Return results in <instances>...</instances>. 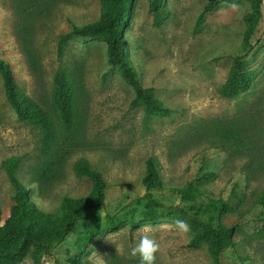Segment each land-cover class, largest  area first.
I'll return each instance as SVG.
<instances>
[{"label":"rangeland","instance_id":"1","mask_svg":"<svg viewBox=\"0 0 264 264\" xmlns=\"http://www.w3.org/2000/svg\"><path fill=\"white\" fill-rule=\"evenodd\" d=\"M204 4L205 0H165L167 16L157 27L150 0H135L125 28L128 53L142 85L170 108L169 116L160 117L131 105L134 91L109 64L107 46L100 40L74 37L59 58L60 36L74 24L99 19V0H0V57L10 64L21 92L48 111L57 126L56 139L45 151L39 132L19 120L7 101L0 76V203L7 205L14 193L2 168L13 157L21 158L19 178L37 185L34 193L47 210L54 211L65 196L90 192L91 180L76 171L81 160L112 184L105 205L92 211L106 230L101 237L80 247L87 222L79 221L50 256L39 259L30 254L22 264H72L75 257L85 264H139L129 250L144 234L161 244L157 264H214L206 244L187 247L193 235L190 218L209 219L200 212L199 202L184 201L171 191L147 192L140 179L150 158L161 166L163 184L170 188L216 174L208 194L226 200L233 211L215 218L227 226H240L234 237L236 250H227L221 262L242 264L245 258L244 264H264V232H257L254 224L264 218L257 206L264 170L258 168L244 188L249 158L258 152L261 159H254L252 166L264 162V0L253 47L247 50L242 40L250 2L220 0L196 31ZM236 56L247 61L255 81L248 92L225 99L220 91ZM60 70L74 77L75 121L70 129L60 125L52 106L54 78ZM241 117L253 126L230 127L250 134L252 153L225 144L220 135L227 126H214L216 121ZM44 162L56 164L57 178L39 185L32 174ZM235 183L241 185L234 192ZM150 196L164 205L154 223L143 222ZM177 219L186 221L191 230L181 233L174 224ZM113 220L119 227L110 230ZM133 224L139 225L132 229ZM142 226H147L146 233L138 231Z\"/></svg>","mask_w":264,"mask_h":264},{"label":"trees","instance_id":"2","mask_svg":"<svg viewBox=\"0 0 264 264\" xmlns=\"http://www.w3.org/2000/svg\"><path fill=\"white\" fill-rule=\"evenodd\" d=\"M99 1V19L81 25L74 24L69 32L60 36L59 58H62L68 41L74 37L100 40L107 46L109 64L118 68L125 83L134 91L135 98L131 105L140 107L148 116H169L170 108L155 97L153 89L142 85L138 72L129 57L125 28L131 18L135 0ZM219 1L205 0L203 11L195 26L196 31L202 27L206 15L217 9ZM247 1L251 4V11L244 17L245 31L242 40L244 50L253 47L252 40L263 17V0ZM164 5L165 0H150V9L157 27L167 16ZM0 76L7 101L18 119L34 127L41 136L45 151L49 150L57 133L53 117L35 99L21 92L10 64L2 57H0ZM254 81L255 78L249 71L247 61L242 56H236L233 58L228 77L221 88V96L225 99L238 98L252 88ZM75 97L74 77L68 71L60 70L54 78L52 106L58 122L64 129H70L74 124ZM214 126H227L222 131L220 139L225 144H232L235 151L240 152L242 149L251 153L254 151V141L250 134L241 128L230 127L253 126L246 118L216 121ZM257 153L255 157L249 158L250 162L246 166L250 170V175L246 174L244 188L254 179L258 168L264 170L263 161L257 167L252 166L254 159H261L258 158ZM20 163L21 158L13 157L2 164L14 193L9 197L7 205L0 203V264H22L30 254L39 259L50 256L52 251L69 237L79 221L87 222L86 234L78 240L80 247H88L106 232L102 226V220L92 216V211L105 205L106 194L112 188V184L106 181L102 173L94 170L88 161H79L76 171L80 176L91 180L90 192L76 197L65 196L54 211L43 208L38 203L34 189L26 187V184L19 178ZM55 166L53 162H44L32 174V181L39 185L52 183L57 178ZM140 180L147 192L171 191L179 194L184 201L199 202L200 212L209 219L199 215L190 218L193 235L187 243L188 248L198 249L206 244L214 264H224L221 262L222 255L229 249L236 250L234 237L240 226H227L215 218V214L226 215L231 213L233 208L226 200L215 199L208 194L207 186L216 180V174L207 173L195 184L190 182L182 188H170L163 184L161 166L155 159L150 158L146 162L145 174ZM240 185V183H235L233 191L235 192ZM34 194L35 200L32 198ZM257 206L264 211V188L258 195ZM163 208L164 205L161 202L150 196L143 222H156L160 217L158 211ZM254 224L257 232H264V218L255 221ZM138 225L133 224L132 229ZM118 227L119 225L113 220L110 230ZM244 261L245 258H242V264ZM72 264L85 263L80 257H75Z\"/></svg>","mask_w":264,"mask_h":264},{"label":"clouds","instance_id":"3","mask_svg":"<svg viewBox=\"0 0 264 264\" xmlns=\"http://www.w3.org/2000/svg\"><path fill=\"white\" fill-rule=\"evenodd\" d=\"M233 7H236V5H233ZM28 188L36 189L37 185H25ZM33 199H36V196L34 194ZM100 215H102V211L100 212ZM175 227L181 232V233H188L190 229V225L184 221L177 219L174 222ZM138 231L141 232H147V226H142L141 229ZM117 251H119V248L117 246ZM161 252V244L159 241L148 234H144L140 237L139 242L130 247L129 255L131 257H138L139 258V264H157V257L158 254ZM92 256V255H91ZM91 256L88 257L89 260H91Z\"/></svg>","mask_w":264,"mask_h":264}]
</instances>
